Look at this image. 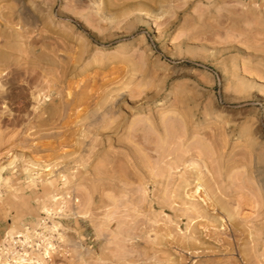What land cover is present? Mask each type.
<instances>
[{
	"label": "rangeland",
	"instance_id": "374dc122",
	"mask_svg": "<svg viewBox=\"0 0 264 264\" xmlns=\"http://www.w3.org/2000/svg\"><path fill=\"white\" fill-rule=\"evenodd\" d=\"M0 264H264V0H0Z\"/></svg>",
	"mask_w": 264,
	"mask_h": 264
},
{
	"label": "bare ground",
	"instance_id": "6f19581e",
	"mask_svg": "<svg viewBox=\"0 0 264 264\" xmlns=\"http://www.w3.org/2000/svg\"><path fill=\"white\" fill-rule=\"evenodd\" d=\"M66 100V99H65ZM21 258V257H20Z\"/></svg>",
	"mask_w": 264,
	"mask_h": 264
}]
</instances>
